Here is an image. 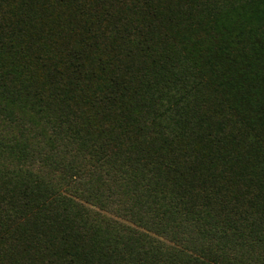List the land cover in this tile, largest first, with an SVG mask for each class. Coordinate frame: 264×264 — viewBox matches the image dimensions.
<instances>
[{"label": "trees", "instance_id": "1", "mask_svg": "<svg viewBox=\"0 0 264 264\" xmlns=\"http://www.w3.org/2000/svg\"><path fill=\"white\" fill-rule=\"evenodd\" d=\"M0 264H264V0H0Z\"/></svg>", "mask_w": 264, "mask_h": 264}]
</instances>
